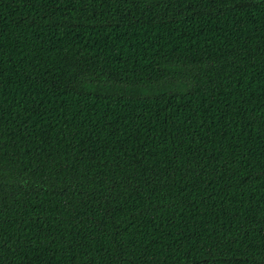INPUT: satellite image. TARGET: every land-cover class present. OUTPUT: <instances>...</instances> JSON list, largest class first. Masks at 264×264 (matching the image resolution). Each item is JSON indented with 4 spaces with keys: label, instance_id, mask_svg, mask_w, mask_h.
I'll return each instance as SVG.
<instances>
[{
    "label": "trees",
    "instance_id": "1",
    "mask_svg": "<svg viewBox=\"0 0 264 264\" xmlns=\"http://www.w3.org/2000/svg\"><path fill=\"white\" fill-rule=\"evenodd\" d=\"M0 264H264V0H0Z\"/></svg>",
    "mask_w": 264,
    "mask_h": 264
}]
</instances>
